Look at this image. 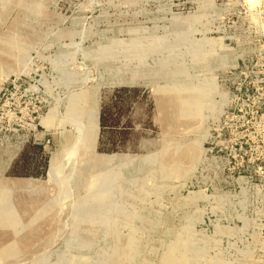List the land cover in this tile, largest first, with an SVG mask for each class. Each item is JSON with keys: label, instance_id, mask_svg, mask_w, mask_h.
Instances as JSON below:
<instances>
[{"label": "rangeland", "instance_id": "1", "mask_svg": "<svg viewBox=\"0 0 264 264\" xmlns=\"http://www.w3.org/2000/svg\"><path fill=\"white\" fill-rule=\"evenodd\" d=\"M245 58L264 0H0V264H264L205 166Z\"/></svg>", "mask_w": 264, "mask_h": 264}, {"label": "built area", "instance_id": "2", "mask_svg": "<svg viewBox=\"0 0 264 264\" xmlns=\"http://www.w3.org/2000/svg\"><path fill=\"white\" fill-rule=\"evenodd\" d=\"M222 79L227 101L205 152V166L216 181L208 187L247 189L264 207V58L242 59ZM219 173L228 179H219Z\"/></svg>", "mask_w": 264, "mask_h": 264}, {"label": "bare ground", "instance_id": "3", "mask_svg": "<svg viewBox=\"0 0 264 264\" xmlns=\"http://www.w3.org/2000/svg\"><path fill=\"white\" fill-rule=\"evenodd\" d=\"M205 81V80H204ZM208 81V80H207ZM206 82V81H205ZM205 84V83H204ZM206 85V84H205ZM205 87V86H204ZM206 87H208V89H207V92H210L212 89L215 91V88H216V86L215 85H213V84H211L210 83V85L209 86H206ZM217 90V89H216ZM225 97H226V95H222V98H221V100L220 101H225ZM223 103V102H222ZM221 103V104H222ZM216 105H214V107H215ZM221 106V105H220ZM197 151V150H196ZM196 151H194V152H196ZM198 152V151H197Z\"/></svg>", "mask_w": 264, "mask_h": 264}]
</instances>
